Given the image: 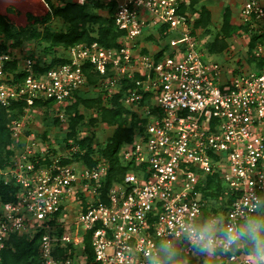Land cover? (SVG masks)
Instances as JSON below:
<instances>
[{"label":"built area","instance_id":"1","mask_svg":"<svg viewBox=\"0 0 264 264\" xmlns=\"http://www.w3.org/2000/svg\"><path fill=\"white\" fill-rule=\"evenodd\" d=\"M114 1V19L124 32L119 47L78 43L67 50L65 63L44 71L36 70L31 56L0 53V105L9 110L24 102L22 116L11 125L13 154L0 165V251L14 234L41 232V264H77L71 253L58 258L54 251L71 244L70 250L84 252L91 232L99 264H165L162 247L168 244L175 251L170 264L201 259L184 228L219 218H205L201 184L207 174L218 173L232 196L225 225L264 209L252 206L255 197L264 198L263 2L243 0L237 24L247 28L250 39L258 36L252 50L256 60L229 68L200 52L189 11L182 10L187 0ZM172 34L177 37L163 41ZM153 40L158 47L152 51L146 44ZM14 60L17 69L7 71L6 63ZM85 64L102 76L109 95L130 81L121 100L148 119L144 131L122 147L121 161L131 167L107 191V203L100 188L108 166L77 160L78 145L67 154L50 153L27 120L32 112L47 110L46 101L62 117L75 93L88 89ZM18 73L24 77L17 82ZM147 95L150 104H142ZM80 198L82 209L68 222L66 213ZM216 240V250L208 255L217 251L226 264H258L243 241L226 252L218 247L221 238Z\"/></svg>","mask_w":264,"mask_h":264},{"label":"trees","instance_id":"2","mask_svg":"<svg viewBox=\"0 0 264 264\" xmlns=\"http://www.w3.org/2000/svg\"><path fill=\"white\" fill-rule=\"evenodd\" d=\"M44 2L49 7L50 15L54 18L62 19L68 24V30L54 32L47 29L46 31L41 32L30 26L14 29L6 18L0 14V38L8 36L14 41L12 46H10L13 48H10L0 40V53L14 52L15 48L22 46L25 40L41 39L43 42L42 56L35 58V68L37 71H44L54 65L65 63L67 61V50L78 43L90 44L96 41L107 48H116L120 46L118 39L123 36L124 32L117 27L114 19V0H87L84 4H80L77 1H68L63 6L55 5L53 0H44ZM196 2L197 0H191L190 3L187 0V4L182 5V10H197L195 7ZM101 8L106 9L107 14H101L99 12V9ZM199 10L200 16L194 21V27L207 26L210 21V12L205 6H201ZM48 20V17H46L38 21ZM234 29H237L238 31L239 29H244L247 31L245 26L233 25L231 22V11L230 9H225L221 31L225 34H229ZM162 32L165 33L166 31L163 29ZM150 38H152V35L148 36L146 39ZM257 40L258 36L252 35L250 43L248 44L250 63L256 60L252 56V50ZM223 47L224 44L219 45V40L216 38L207 49L209 53H220L223 50ZM166 49H168V46H165L162 52ZM142 52H146V49H143ZM162 52H160L159 55H161ZM46 56H50V58L48 60L44 59ZM5 69L14 72L17 69V61L14 60L6 63ZM84 71L87 77L88 89L75 93L74 99L70 100L67 104L65 113L67 115L73 114L72 112L77 113L80 105L85 108H92L100 105V120L107 124L116 125L114 133L110 137L106 147L101 151L100 158H94L92 156L94 149L89 145L91 142L90 138H85L80 142H77L81 151L86 147V152L84 154L78 153L75 157L77 160L80 159L84 161L88 166L95 165L99 161H103L108 166L107 176L100 188L103 202L107 203V191L114 182L121 181L126 171L131 167L130 164L124 165L121 161V149L124 145L131 143L138 132L144 131L148 119L146 117H141L132 108L125 106L121 100L126 95L125 92L127 88L132 86L130 81H124L119 92L109 96L106 95L108 93L107 90L100 84V78L102 76L94 73L90 64L84 65ZM23 77V73H18L16 81L18 82L22 80ZM148 97H150V95H147L145 102L142 100L141 103L150 104V98ZM45 103L50 108L52 101H46ZM36 104L41 105L42 101L39 100ZM23 109L24 102L12 104L9 110L0 105L1 166H4L13 154L14 149L11 145L14 141H12L10 126L15 119L22 116ZM74 118L75 121L70 122L72 129L68 134L71 137L75 136L76 125L82 116L76 114ZM56 122H59L58 118ZM67 146H71V144H67ZM202 183L201 195L202 199L205 201V218L208 219L212 216H218L222 219L227 210L228 204L232 200V196L218 173L205 175ZM0 193H3V186L0 187ZM255 215L264 216V209L262 208V210ZM40 236L41 232L34 235H12L6 242V246L0 251V264H41L39 258ZM91 237V232L86 233L84 254L87 258L86 261L81 264H99L94 258V253L90 244ZM70 246L71 245H62L57 247L55 249L56 251H54L55 256L58 258L68 257L69 249H71ZM249 247V244L246 241H243L244 251L252 255L249 251ZM185 258V256H182L180 261L184 262ZM187 264L226 263L222 261L221 256H219L216 251L213 255H202L201 259L190 257L188 258ZM258 264H261L260 258H258Z\"/></svg>","mask_w":264,"mask_h":264},{"label":"rangeland","instance_id":"3","mask_svg":"<svg viewBox=\"0 0 264 264\" xmlns=\"http://www.w3.org/2000/svg\"><path fill=\"white\" fill-rule=\"evenodd\" d=\"M68 1L74 0H53L57 6H63ZM188 1L191 3V0ZM261 1L264 4V0ZM242 2L243 0H197L195 4L197 10L194 11L193 9L189 11L192 25L191 33L193 32L192 34L197 38L200 52L206 59L218 61L222 63L224 67L237 68L238 66H243V64L248 65L250 63V54L248 51L250 37L247 31L244 29H239V31L234 29L229 34H225L221 31L225 9H230L231 11L232 24H235V26L238 24ZM201 6H205L209 10L210 21L207 26L194 27V21L200 16L199 9ZM99 12L103 15L107 14L106 9L103 8L99 9ZM0 14L6 18L14 29L30 26L41 32L47 29L54 32H63L67 31L69 28L68 24L62 19L54 18L50 15L49 7L44 0H41V2L39 0H0ZM46 17H48V21H38ZM176 37V34H172L164 38L163 41L168 42L170 38ZM216 38L219 40V45L224 44L223 50L220 53H209L207 48L210 47V44ZM0 40L9 47L12 46L14 42L8 36L1 37ZM146 46H150V50L152 51L156 50L158 41L153 40L152 43H147ZM42 48L43 42L41 39H30L25 40L22 46L15 48L14 52L21 58L31 56L35 59L42 56ZM49 58L50 56L44 57L46 60ZM106 95L109 94L107 93ZM99 107L100 105L92 108H85L80 105L77 113L72 112L73 114L67 115L64 110L62 117H59V112L56 109H42L32 112L31 115H28L27 120L31 126L33 125V129L35 130V134L41 146L43 148L47 147L50 153L60 154L64 152L67 154L72 145H77V142L85 138H90L91 142L89 145L94 149L92 156L94 158H100L101 151L106 147L110 137L114 133L116 125L107 124L100 120ZM76 114H80L82 118L76 125L75 136L71 137L68 135L72 129L70 122L75 121L74 117ZM57 118L59 119L58 123L56 122ZM11 127L12 126H10V128ZM67 144H71V146H67ZM84 148L85 149L82 151L79 148L82 154L86 152V147ZM85 198L86 197H84V200ZM82 202L83 198H80V200L76 199V201L71 204L69 211L66 213L68 222L76 218V215L82 209V204H84ZM70 248L74 249L73 246H70ZM69 251V255L71 253V255L74 256V263L81 264L86 261L87 257L79 248L74 251L69 249Z\"/></svg>","mask_w":264,"mask_h":264},{"label":"clouds","instance_id":"4","mask_svg":"<svg viewBox=\"0 0 264 264\" xmlns=\"http://www.w3.org/2000/svg\"><path fill=\"white\" fill-rule=\"evenodd\" d=\"M253 208L264 207V198L255 197ZM185 238L193 249L207 255L217 248L216 238H221L218 245L224 251H232L241 241L249 244V251L264 264V216L250 215L236 225H225L221 218H212L199 225H188L184 228ZM162 259L165 264L175 257L171 244L162 247ZM155 264V262H153Z\"/></svg>","mask_w":264,"mask_h":264},{"label":"bare ground","instance_id":"5","mask_svg":"<svg viewBox=\"0 0 264 264\" xmlns=\"http://www.w3.org/2000/svg\"><path fill=\"white\" fill-rule=\"evenodd\" d=\"M41 2V0H39Z\"/></svg>","mask_w":264,"mask_h":264},{"label":"crops","instance_id":"6","mask_svg":"<svg viewBox=\"0 0 264 264\" xmlns=\"http://www.w3.org/2000/svg\"><path fill=\"white\" fill-rule=\"evenodd\" d=\"M47 5V4H46Z\"/></svg>","mask_w":264,"mask_h":264}]
</instances>
